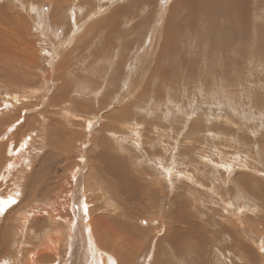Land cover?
<instances>
[{
    "label": "rangeland",
    "instance_id": "1",
    "mask_svg": "<svg viewBox=\"0 0 264 264\" xmlns=\"http://www.w3.org/2000/svg\"><path fill=\"white\" fill-rule=\"evenodd\" d=\"M203 1L0 0V264H264V0Z\"/></svg>",
    "mask_w": 264,
    "mask_h": 264
},
{
    "label": "bare ground",
    "instance_id": "2",
    "mask_svg": "<svg viewBox=\"0 0 264 264\" xmlns=\"http://www.w3.org/2000/svg\"><path fill=\"white\" fill-rule=\"evenodd\" d=\"M236 1V0H235ZM242 1V0H241ZM263 1V0H262ZM186 2H187V4L190 6V8H192L191 9V11H193V12H195V11H197V10H199V9H201V8H203V7H205L207 4L203 1V0H186ZM18 3V2H17ZM21 3V2H20ZM209 4V3H208ZM29 5V4H28ZM211 5V4H210ZM209 5V6H210ZM15 6H17V7H19V5L18 4H16ZM23 7L24 6V3H21V5H20V7ZM35 6V5H34ZM235 6H236V4H235ZM174 7H176V6H174ZM187 7V6H186ZM236 8V7H235ZM248 8V7H247ZM33 9H35L34 7H33ZM199 12V11H198ZM208 13V12H207ZM246 13V12H245ZM12 14V13H11ZM74 14V13H73ZM159 14H160V12H159ZM208 14H210V13H208ZM187 15V14H186ZM244 16H242V15H240V17L242 16V17H245L244 19H246L247 17H248V14H243ZM190 16V15H189ZM197 16H198V14H197ZM197 16L195 15V17H196V19L194 20V22H193V24L191 25V27H189V26H187V27H185V28H183V29H181V27H180V25H176L177 27H171L170 26V30H169V33H170V36H169V38L168 37H166V39H165V41H164V44L165 45H167L166 47L169 49V47H170V45H173L171 42L175 39H177L178 37H180V39H181V41H179V38H178V41L180 42V44L182 43L183 45L184 44H186L187 42H188V44H189V42H191V40H194V38L196 37V36H199V35H202L201 34V32H204V31H201V30H203L204 28L203 27H199L198 25H197ZM35 17V16H34ZM187 17V16H186ZM31 18V17H30ZM185 18V17H184ZM67 19V18H66ZM203 19V18H202ZM33 19H31V21H32ZM40 20V19H39ZM27 19L26 18H18V20L17 21H15L14 22V25H17V24H22L23 22H25V23H27ZM30 22V21H29ZM73 22H74V19H73ZM106 23H107V21L106 22H104L103 24H101V23H98V24H100L104 29H106ZM24 24V23H23ZM95 24H97V23H95ZM203 24V22H201V25ZM95 26V25H94ZM63 27V26H62ZM96 28H98L97 26H95ZM102 27H100V29L102 28ZM208 27H209V25H208ZM186 28H188V30L189 31H187L186 30ZM230 28V27H229ZM93 27L91 26V27H88V29H87V32H86V36H84V37H82L81 38V40H80V44L82 45V46H84V47H94V46H96L95 45V43H96V40H95V38H93L92 37V31H93ZM99 29V28H98ZM206 29V28H205ZM209 29H212L211 27H209ZM230 30V29H229ZM209 31V30H208ZM105 32H106V30H105ZM210 32V31H209ZM206 33V32H205ZM42 34V33H41ZM204 34V33H203ZM209 34V33H208ZM46 35V34H45ZM200 37V36H199ZM204 37V36H203ZM2 40V39H1ZM204 40V39H203ZM177 41V42H178ZM198 41V40H197ZM220 42H223V41H221V40H219ZM73 42V41H72ZM201 43H202V41H200ZM199 42V43H200ZM174 43V42H173ZM163 44V45H164ZM177 44H179V43H177ZM188 44H186V45H188ZM194 44V43H193ZM203 44V43H202ZM224 45V44H223ZM190 47H195L196 48V46H192V45H189ZM1 47V49H0V55L2 56V54H4V52H3V50H2V46H0ZM23 48H25L26 50H28V48H26L25 47V45H23L22 46ZM21 47V48H22ZM164 47V46H163ZM166 47H165V49H163V50H165L166 52H169V51H171V50H168V49H166ZM199 47V46H198ZM206 47V46H205ZM173 48V47H172ZM184 48V47H183ZM192 48V49H193ZM178 49V48H177ZM5 50V49H4ZM186 50H188V49H186ZM210 50H212V49H209V51ZM29 51V50H28ZM173 51V50H172ZM181 52H182V50H180ZM183 51H185V50H183ZM194 51V50H193ZM6 52V51H5ZM186 52V51H185ZM203 52V51H202ZM18 53V52H17ZM171 52H169V54H170ZM176 53V52H175ZM198 53V52H197ZM196 53V54H197ZM30 54V53H29ZM171 54H173V53H171ZM177 54V53H176ZM182 53H180V55H181ZM199 54V53H198ZM20 55H22V54H20ZM28 55V54H27ZM26 55V56H27ZM162 55V54H161ZM166 55H167V53H166ZM170 56V55H169ZM169 56H168V58H169ZM175 56H177V55H175ZM184 55H182V57H183ZM187 56V55H186ZM10 57H12L14 60H16V59H18L17 58V56H14V55H12V56H10ZM20 57V56H19ZM35 57H36V55H29V57L27 56V58L26 57H23V58H20V61H22V62H27V60H34L35 59ZM177 57H179V56H177ZM185 57V56H184ZM175 58V57H174ZM0 59H1V57H0ZM5 59H7V58H5ZM160 59H161V57H160ZM165 59H167L166 57H165ZM171 59H173L172 57H171ZM14 60L12 61V62H14ZM10 61V60H9ZM8 61V62H9ZM165 61V60H164ZM180 61H182V59L180 60ZM188 61V60H187ZM187 61H185V62H187ZM1 62H3V61H1ZM167 62H168V59H167ZM165 63L167 66L169 65L168 63ZM175 62H176V60H175ZM199 62V61H198ZM197 62V63H198ZM28 63V62H27ZM162 63V62H161ZM178 63H179V61H178ZM26 64V63H25ZM174 64V63H173ZM173 64H170L169 66L170 67H174V65ZM177 64V63H176ZM187 64H188V62H187ZM21 65V64H20ZM172 65V66H171ZM178 65V64H177ZM181 65H183V64H181ZM185 65V64H184ZM178 68V67H177ZM201 68V67H200ZM200 68L199 69H197V71L199 72L200 71ZM158 69H160V68H158ZM171 69V68H170ZM185 69V68H184ZM187 69V68H186ZM189 69V68H188ZM187 69V70H188ZM195 69V68H194ZM186 70V71H187ZM208 70V69H207ZM159 71V70H158ZM170 71H172V70H170ZM22 72V71H21ZM153 72H156L155 70L153 71ZM160 72V71H159ZM183 72V71H182ZM195 72V71H194ZM204 72V71H203ZM205 72H206V70H205ZM204 72V73H205ZM181 73V72H180ZM209 73V72H208ZM159 74H161V73H159ZM172 74V73H171ZM178 74V73H177ZM183 74V73H182ZM191 74H192V72H191ZM24 75V74H23ZM154 75V74H153ZM166 75V74H165ZM173 75V74H172ZM179 76V75H178ZM177 76V77H178ZM193 76V75H192ZM168 77V76H167ZM180 77V76H179ZM194 77V76H193ZM203 77V76H202ZM208 77V76H207ZM155 78V77H154ZM157 78V77H156ZM156 78H155V80H156ZM171 79H172V77H171ZM176 79V78H175ZM202 79V78H201ZM170 80V79H169ZM173 80H174V78H173ZM178 81V80H177ZM184 81H186V80H184ZM168 82H170V81H168ZM161 83V82H160ZM173 83V82H172ZM168 84V83H167ZM182 84V83H181ZM130 88V87H129ZM132 88V87H131ZM209 88V87H208ZM212 88V87H211ZM60 90V89H59ZM59 90H58V92H59ZM131 91V90H130ZM129 91V92H130ZM128 93V92H127ZM67 94V93H66ZM66 94H61L62 95V97L64 98L65 97V95ZM68 101V100H67ZM66 101V102H67ZM65 102V101H64ZM65 102V103H66ZM68 103V102H67ZM74 117V116H73ZM85 122V121H84ZM125 161V160H124ZM115 164V163H114ZM93 167V166H92ZM122 167V166H121ZM241 167H242V165H241ZM240 167V168H241ZM239 168V169H240ZM240 171V170H239ZM95 172V171H94ZM124 174H126V173H124ZM75 179H76V177H74ZM74 179V180H75ZM121 182V183H120ZM122 180L120 181L119 180V183L120 184H122ZM109 183V182H108ZM124 184H125V182H123ZM127 185H128V183H126ZM126 186V185H125ZM255 189V188H254ZM113 191V190H112ZM125 191V190H124ZM147 191V190H146ZM127 193H129V192H127ZM132 193V192H131ZM130 193V194H131ZM146 193V192H145ZM117 194V193H116ZM113 195H115V193L113 194ZM1 200H2V198H1ZM0 200V208H3V206H4V204L5 203H7L9 200H13L14 201V194L11 192L10 193V195H8L7 194V196H5L4 197V199L1 201ZM83 200H84V198H83ZM12 202V201H11ZM81 203V202H80ZM77 204L78 203H75V206H74V209L76 208V210L78 209V207H77ZM7 206V205H6ZM79 206V205H78ZM84 206H85V204H84ZM81 207V206H80ZM88 207V206H87ZM69 208H71L72 209V207H70V204H68V209ZM116 208H118V207H116ZM122 208V207H121ZM73 209V210H74ZM80 209V208H79ZM78 209V210H79ZM83 209V208H82ZM76 210L74 211V215H73V217L74 216H77V212H76ZM84 210H86V209H84ZM118 210V209H117ZM119 210H120V207H119ZM83 211V210H82ZM78 213H79V211H78ZM120 213V212H119ZM122 213V212H121ZM130 213V212H129ZM130 215V214H129ZM118 216V218L120 219V217H119V215H117ZM122 216H125V215H122ZM2 217V216H1ZM80 217H84L83 215L82 216H80ZM131 217V216H130ZM129 217V218H130ZM86 218V217H85ZM84 218V219H85ZM133 218V217H132ZM22 219V218H21ZM78 219V218H77ZM77 219L75 220V219H73V220H75L74 222H73V227L75 226V228H73L75 231H74V233H73V235H75L76 234V238H78V241H79V244L80 245H82V247H79L78 248V250L80 249V253H78L79 255H78V259H77V264H115V261L113 260V258L111 257V256H109L108 254H107V251L106 250H103V249H101V248H98V245L96 244V246H95V244L93 243V242H91V241H88V237H89V233L91 232H89V229H88V227H87V225L86 224H84L83 225V223H81L82 221H85L84 219L80 222V224H79V222L77 223ZM89 219V218H88ZM79 220V219H78ZM86 220H87V218H86ZM132 220V219H131ZM113 221V220H112ZM134 221V220H133ZM124 222V221H123ZM69 223V222H68ZM86 223V222H85ZM91 223V222H90ZM112 223V222H111ZM116 223H117V221H116ZM122 223V222H121ZM135 223V222H134ZM92 224V223H91ZM90 225V224H89ZM126 225V224H125ZM131 226V225H130ZM82 227V228H81ZM133 227V226H132ZM3 231V230H2ZM2 231H0V232H2ZM1 234V233H0ZM2 234H3V232H2ZM1 237V236H0ZM94 237V236H93ZM216 238V237H215ZM1 240V239H0ZM52 242V243H51ZM49 241L48 240V242H46L45 244L46 245H52V246H45V247H47L48 249H50V250H52L53 248H56V245L54 244L53 245V243H54V239L52 238V241ZM74 242V241H73ZM93 243L94 245H92V249H89V247L91 246V243ZM193 242V241H192ZM50 243V244H49ZM44 244V245H45ZM72 244V243H71ZM79 245V246H80ZM3 246V245H2ZM54 246V247H53ZM95 246V247H94ZM75 248V247H74ZM42 249H44V248H42ZM46 249V248H45ZM70 250V249H69ZM76 250V249H75ZM77 250V251H78ZM81 251H85V254H83L82 256H80V254H81ZM36 252V251H35ZM37 253V252H36ZM27 254H29V252H27ZM112 254V253H111ZM77 256V255H76ZM77 258V257H76ZM92 259V260H91ZM26 261V260H25ZM30 262L31 264H38V262H37V260L35 259V257H34V255H33V257H31V258H28V260L25 262V263H27V262ZM36 261V262H35ZM17 263H18V261H16ZM28 264V263H27ZM69 264V263H68Z\"/></svg>",
    "mask_w": 264,
    "mask_h": 264
},
{
    "label": "snow or ice",
    "instance_id": "3",
    "mask_svg": "<svg viewBox=\"0 0 264 264\" xmlns=\"http://www.w3.org/2000/svg\"><path fill=\"white\" fill-rule=\"evenodd\" d=\"M10 203H11V201H10ZM0 211H4V209L3 208H0ZM261 251H264V249H261Z\"/></svg>",
    "mask_w": 264,
    "mask_h": 264
}]
</instances>
